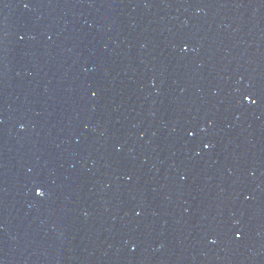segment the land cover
I'll list each match as a JSON object with an SVG mask.
<instances>
[{"label": "water", "instance_id": "water-1", "mask_svg": "<svg viewBox=\"0 0 264 264\" xmlns=\"http://www.w3.org/2000/svg\"><path fill=\"white\" fill-rule=\"evenodd\" d=\"M0 264H264V0H0Z\"/></svg>", "mask_w": 264, "mask_h": 264}, {"label": "snow or ice", "instance_id": "snow-or-ice-1", "mask_svg": "<svg viewBox=\"0 0 264 264\" xmlns=\"http://www.w3.org/2000/svg\"><path fill=\"white\" fill-rule=\"evenodd\" d=\"M182 50L186 51L187 49L186 48H183ZM245 99L247 100L248 97H245ZM253 103H255V101H253ZM193 133L192 132H189V136H192ZM205 147H207V145H205ZM37 196H40L42 194V190L37 188L36 189V193H35Z\"/></svg>", "mask_w": 264, "mask_h": 264}]
</instances>
